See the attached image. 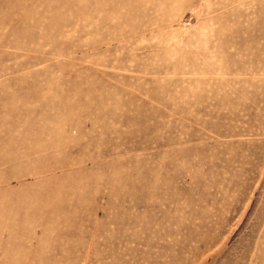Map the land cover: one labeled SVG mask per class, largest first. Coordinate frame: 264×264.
Here are the masks:
<instances>
[{
    "label": "rangeland",
    "instance_id": "rangeland-1",
    "mask_svg": "<svg viewBox=\"0 0 264 264\" xmlns=\"http://www.w3.org/2000/svg\"><path fill=\"white\" fill-rule=\"evenodd\" d=\"M0 264H264V0H0Z\"/></svg>",
    "mask_w": 264,
    "mask_h": 264
}]
</instances>
